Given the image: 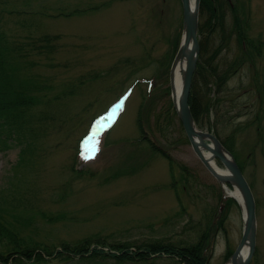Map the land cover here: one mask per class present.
Here are the masks:
<instances>
[{
    "label": "rangeland",
    "instance_id": "rangeland-1",
    "mask_svg": "<svg viewBox=\"0 0 264 264\" xmlns=\"http://www.w3.org/2000/svg\"><path fill=\"white\" fill-rule=\"evenodd\" d=\"M228 1L229 6L233 2L238 6L246 36L264 41V0ZM227 6L223 7L226 33L233 24ZM74 8L80 11L69 13ZM208 14L205 12L198 21H211ZM181 16L180 0H0V30L7 42L24 54L18 58V64L25 67H21V72L27 69L26 74L35 75L37 84H44L42 98L48 100L43 101L44 106L38 103L40 108L51 114L56 105L51 101L63 85L77 83L79 75L83 80L93 76L77 93L61 100L60 118L69 117L65 127L57 128L56 123L52 126L47 122V131L35 139V152L28 155L30 158L19 156L21 147L13 129L11 135L1 136L6 137L7 143L0 147V204L6 206L1 210L4 222L49 246L94 232L112 231L106 238L109 242H183L196 221L202 219L204 210L212 208L215 235L206 251V264H228L224 251L238 244L242 210L237 202L236 206L231 203L222 223L214 228L224 209L223 204L219 211L217 208L221 202L217 193L222 190L190 148L178 118L170 122L165 137L160 136V131L149 129L154 128L153 112L158 111L169 93L152 101L147 112H143V119L148 122V138L175 162L172 173L163 155L136 140L140 91L149 90L153 83L159 87L168 85L173 42L181 37ZM44 33L56 35L53 46L50 52L43 46L36 52L30 42L38 43ZM219 33L216 28L201 35L206 45L205 57L217 45ZM228 42L218 62H229L237 54L233 37ZM249 52L250 58L226 79L221 107L211 109L209 120L216 119L212 128L208 127L207 117L201 125H195L211 133L216 130L223 138L235 123H243L244 127L236 133L234 147L255 200V243L249 262L264 264V43ZM126 58L132 61V68L123 63ZM154 63L159 69L150 82ZM120 96L116 123L109 129L103 130L101 126L96 134L89 133V121L104 114L106 106L116 104ZM236 112L238 116H233ZM255 114L260 115L258 120ZM224 115L230 117V123L220 122ZM80 136L84 137L80 144L85 146L79 152ZM75 148L74 171L70 164ZM214 162L225 169L218 159ZM179 164L189 173L179 169ZM53 261L119 264L99 257ZM144 264L175 263L161 254Z\"/></svg>",
    "mask_w": 264,
    "mask_h": 264
},
{
    "label": "trees",
    "instance_id": "trees-1",
    "mask_svg": "<svg viewBox=\"0 0 264 264\" xmlns=\"http://www.w3.org/2000/svg\"><path fill=\"white\" fill-rule=\"evenodd\" d=\"M198 13L199 18L205 12H208V17H212L211 21L208 19L207 23L198 21L197 34L198 37V58L196 61V68H194L191 79V88L189 89V100L188 106L190 107V113L192 118H194V123L198 126L201 125V120L204 117L208 119V127L212 128L214 122H210L209 114L211 109L220 108L221 100L226 95L223 94V89L226 87L225 82L233 72L238 70L246 58H250V48H255L258 50L260 45L264 43L259 39H253L250 36H246L245 26L243 23L244 19H241L239 14L238 6L232 3L229 6L228 0H199ZM228 6H227V5ZM227 6L232 12L233 24L230 25L228 32L224 31V11L223 7ZM96 6L92 7L95 8ZM213 9V12H212ZM77 10V8L72 9L69 13ZM214 11L217 13L214 15ZM68 13V15H69ZM198 18V19H199ZM218 28L220 32L217 38V45L208 53L205 57V44L201 35L205 32H211ZM233 37L237 46V54L232 57L229 62L224 60H219V54L223 48H227L229 44V37ZM56 37L55 34L48 35L47 33L41 34L37 39L38 43L31 40V48L39 52L43 46L47 52H50ZM178 39L176 38L173 42L174 47L172 48L171 54H174ZM12 43H8L4 37V33L0 30V147L6 146L5 139L7 136L11 135L13 129L18 138L19 146L21 147L19 156L33 155L35 152V139L39 138L38 135L43 136L46 133L47 122L52 126L65 127L64 123L69 118L65 117L61 120L60 109L62 110L61 100L69 96H73L77 93V89L83 86L89 80H93V76L90 74L85 80L82 76H78L79 79L77 83L65 84L57 95H54L51 102L55 101L56 105H53L52 112L43 110V107L38 106L43 104L48 100V98H42L44 95L41 93L42 84L39 85L36 82V78L33 74L28 75L25 71L21 72L25 68L23 64H18L20 62L19 57L24 54L20 52ZM16 60V62L14 61ZM130 62L126 58L123 63L125 66H130ZM33 63V62H32ZM156 63V62H155ZM153 64V70L151 72L153 76H150L154 81V73L158 70ZM31 64V63H30ZM29 66V65H28ZM82 75V74H81ZM29 79V81H28ZM149 82V83H150ZM166 83V81H164ZM152 84L149 90L143 88L140 91V99L138 105V112L135 118V125L137 131H139L136 140L139 143H144L147 147L151 148L153 151L158 152L163 155L167 161V167L171 171L175 162L168 157L166 151L158 148L154 144V141L148 138L147 134L149 129L160 133L161 137H165V132L170 122L176 118L175 109L172 107L171 98L164 99L159 105L158 111H154V128L149 127L145 124L148 123L143 119V112H147L148 106L152 104V101H156L159 97H162L165 93L168 95V85L158 86ZM162 93V94H161ZM39 103V104H38ZM154 103V102H153ZM44 106V104H43ZM226 112V111H225ZM80 113L77 112V119ZM255 120L260 117L259 114H255ZM153 116V115H152ZM233 116H238V112L234 113ZM229 116L224 115L220 122L230 123ZM54 119H56L54 121ZM52 122H54L52 124ZM247 122V121H246ZM56 123V124H55ZM256 123H258L256 121ZM55 124V125H54ZM245 123L244 125H246ZM49 125V124H48ZM180 125V124H179ZM243 123H235L232 129H229L223 138L218 136V132L215 130V135L220 138L222 145L227 147L231 152L233 158H235L241 171L244 170L239 157H237V151L234 147V139H236V133L243 128ZM67 131V130H66ZM13 134V132H12ZM6 137H1V136ZM30 137V139H28ZM185 138V136H184ZM23 146V147H22ZM76 148L71 157V170H74L73 161L76 158ZM179 169H181L186 174L189 173L183 164H179ZM75 171V170H74ZM172 173V171H171ZM186 176L184 177V179ZM218 198H219V193ZM224 209L216 221L218 223L214 228L222 223L221 219L224 218L226 213V208L228 205L233 203L236 206V201L232 197L226 196L223 200ZM1 203V202H0ZM6 206L0 204V264H56L53 260L57 259L59 261H71L73 258L89 259L99 257V258H110L114 262L119 264H144L146 261H153L155 258L163 256H168L173 259L175 264L183 262V264H206L209 253H206L207 248L212 242L214 232L212 230L214 222H212V216L215 211L212 208L205 209L202 214V219L197 220L193 229H190V235L183 243L181 241L172 242L170 240L161 241L160 239L145 240L143 243L136 241H112L109 242L106 238L111 236L112 232H106L99 234L98 232L91 233V235H84L81 238H75L73 241L67 242V240H61L58 245H46L41 241H35L21 234V231L11 225L10 222L3 221L2 211ZM2 210V211H1ZM232 250L229 247L224 251L223 255L226 259Z\"/></svg>",
    "mask_w": 264,
    "mask_h": 264
},
{
    "label": "water",
    "instance_id": "water-1",
    "mask_svg": "<svg viewBox=\"0 0 264 264\" xmlns=\"http://www.w3.org/2000/svg\"><path fill=\"white\" fill-rule=\"evenodd\" d=\"M199 0H193L194 4L191 5L189 0H180L181 3V37L178 42V47L176 48L174 58H172L170 66L173 60L177 58L184 57V66L181 78V89L178 95L179 100L175 103L173 98L171 102L173 107L176 109V116L179 119L182 129H184V134L186 139H188V144L190 148L193 149L195 155L200 159V163L208 169L211 176L217 180L223 190V184L229 183L232 188L235 187L239 189V194L242 199L241 203L237 199V203L242 210L243 214L241 216L243 222L238 239V244L234 247L232 254L228 257V263L230 264H249L250 257L254 252L255 243V209H254V199L251 193V188L247 183V179L243 177L241 169L238 167L235 158L232 157L231 153L227 148L221 145L220 139L216 137L213 133L198 129L194 124V119L190 113V107H188L187 100L189 99L188 93L189 88H191V78L194 68H196L195 62L198 57V42H197V10ZM191 5V6H190ZM207 152V156L204 153ZM214 158H218L221 165L228 170L226 173L221 174L213 169L209 163ZM232 196L231 194L227 193ZM234 198V197H233ZM235 199V198H234ZM241 212V213H242ZM243 244H246L247 253L240 256V248Z\"/></svg>",
    "mask_w": 264,
    "mask_h": 264
},
{
    "label": "bare ground",
    "instance_id": "bare-ground-1",
    "mask_svg": "<svg viewBox=\"0 0 264 264\" xmlns=\"http://www.w3.org/2000/svg\"><path fill=\"white\" fill-rule=\"evenodd\" d=\"M189 2H190V4L191 5H193L194 4V2H193V0H189ZM190 5V6H191ZM197 13H198V10H197ZM198 15H199V13H198ZM198 15H197V17H198ZM197 22H198V18H197ZM182 32V31H181ZM182 35V34H181ZM197 55L199 56V54L197 53ZM198 58V57H197ZM196 61H197V59H196ZM195 64H196V62H195ZM170 66V65H169ZM183 68H185V66H184V57H182V58H177V60L175 59V60H173V62H172V65L170 66V68H168V74H167V77H168V87H169V89H168V93H169V97L170 98H173L174 100V102L175 103H177V100H179V97H178V95H179V93H180V89L182 88L181 87V78L183 77L182 76V71H183ZM193 73V72H192ZM193 78V77H192ZM191 78V79H192ZM190 89V88H189ZM189 94V93H188ZM172 100V99H171ZM170 100V101H171ZM172 103V102H171ZM172 107H173V105H172ZM174 108V107H173ZM175 109V108H174ZM176 110V109H175ZM174 110V111H175ZM119 113V112H118ZM175 114H176V112H175ZM116 116H117V114H116ZM116 116L114 117V118H116ZM118 118V117H117ZM117 118H116V120L115 121H117ZM114 121V122H115ZM116 123V122H115ZM111 125H113V123L111 124ZM111 125L109 126V128L111 127ZM204 155L205 156H207L208 154H207V152H205L204 153ZM209 163H210V165H211V167L213 168V169H216L217 170V172H220L221 174H224V173H226L228 170H226V169H220V167H218L216 164H215V162H214V159L212 160V161H209ZM223 186V190H226V193H229V194H231V195H233V197L236 199H239V202L241 203V201H242V199H241V197H240V194H239V189H237V188H235V187H233L232 189L230 188H228L227 186H226V184L224 185H222ZM241 210V209H240ZM244 212V211H243ZM243 212H242V214H243ZM239 252H240V256H243L244 254H246L247 253V251H246V244H243L242 246H241V248H240V250H239Z\"/></svg>",
    "mask_w": 264,
    "mask_h": 264
}]
</instances>
